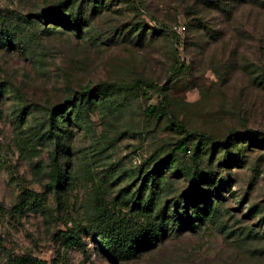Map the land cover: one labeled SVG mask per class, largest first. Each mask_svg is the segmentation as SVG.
Here are the masks:
<instances>
[{
  "label": "rangeland",
  "instance_id": "1",
  "mask_svg": "<svg viewBox=\"0 0 264 264\" xmlns=\"http://www.w3.org/2000/svg\"><path fill=\"white\" fill-rule=\"evenodd\" d=\"M60 2L80 17L79 28L43 14ZM135 79L153 88L109 87L94 100H77L85 87ZM160 102L165 116L144 114ZM168 117L218 144L196 162L190 153L167 156L181 137L168 129ZM52 158L65 174L61 189L49 186ZM192 168L207 194L202 203L187 192ZM150 172L156 183L141 187ZM182 206L193 225L187 231L175 226ZM101 207L136 223L156 216L169 222L153 249L109 258L92 222ZM28 260L264 264L261 3L0 0V264Z\"/></svg>",
  "mask_w": 264,
  "mask_h": 264
},
{
  "label": "trees",
  "instance_id": "2",
  "mask_svg": "<svg viewBox=\"0 0 264 264\" xmlns=\"http://www.w3.org/2000/svg\"><path fill=\"white\" fill-rule=\"evenodd\" d=\"M257 1L258 3H261L262 6H264V0ZM68 8V2H60L53 6L51 9L44 12L43 14L48 13L52 15L53 18H61L60 20L61 22L63 21L64 25L66 24L67 27H69L70 25V27H72H69L70 29H77L82 25V20L76 14H68ZM109 87L124 92H135L141 88H145L148 90L153 88L152 84L140 79H135L127 85L119 83H112L110 85L98 84L93 88H83L79 92V98L77 100H86L87 102L90 100H94L97 96H100L102 93L107 92V88ZM163 91V88L157 89V93H159L160 95L163 94ZM73 102L74 100L68 101V103H71L72 105L74 104ZM144 114L147 117H154L156 119H159L166 115V109L160 102L157 108H154L153 106H148L144 110ZM167 127L170 131L176 133L179 132L181 134V137L174 142L172 148L168 151L169 155L167 156H172L175 153H190L191 159L196 162L199 154L204 152L209 145L214 146L218 144L215 140L204 134H201L194 130L186 129L182 123L178 122L173 117L167 118ZM234 135L235 133L231 134V136ZM190 140L193 143L190 144V146H187L186 143ZM167 158L168 157H165L164 159L158 161L157 167H159V169L163 168L166 165ZM154 168H156V166ZM48 177L50 180L49 186L53 189H61L65 184V174L60 169L59 165L57 164L54 158L51 159V165L49 166L48 170ZM187 177L190 181V185L187 189V192L192 191L194 193L195 198L200 199L201 203L202 201H206L207 194L197 188V186L200 184V175L196 172L195 169L192 168L191 170H189V174ZM155 183L156 179H154L153 175H151V172L141 177V187L143 188H151L152 185H154ZM29 196L30 198H32L34 203L37 202L36 197L32 193H29ZM133 200L139 201L140 198L137 197ZM181 204L183 205L182 202ZM181 209L184 210L182 211L181 221L180 223L177 222L175 226L178 230H190L193 228L192 224H188V222H190L191 220V217L190 215H188L185 206H182ZM208 211L209 208L199 210L198 212H196L197 218L206 215V212ZM158 217L159 216L148 219V221H145L143 223H136L129 219L124 220L123 218H116L112 214L108 213L105 208H98L95 210V218L92 221L95 225L94 227L100 230V236L98 237L97 244L99 248H101L105 252L106 256H108L109 258H115L119 260L133 259L139 253L153 249L157 245V243L161 242L163 237L162 226L164 224H167L169 220H164V218L159 219ZM26 264L45 263L36 260H28Z\"/></svg>",
  "mask_w": 264,
  "mask_h": 264
},
{
  "label": "built area",
  "instance_id": "3",
  "mask_svg": "<svg viewBox=\"0 0 264 264\" xmlns=\"http://www.w3.org/2000/svg\"><path fill=\"white\" fill-rule=\"evenodd\" d=\"M173 31H174L176 34L180 35V34L182 33V31H183V27H181V26H177V27L173 28Z\"/></svg>",
  "mask_w": 264,
  "mask_h": 264
}]
</instances>
